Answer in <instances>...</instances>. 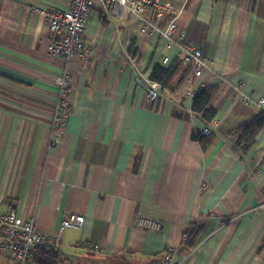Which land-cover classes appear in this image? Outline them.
Here are the masks:
<instances>
[{"label":"crops","instance_id":"1","mask_svg":"<svg viewBox=\"0 0 264 264\" xmlns=\"http://www.w3.org/2000/svg\"><path fill=\"white\" fill-rule=\"evenodd\" d=\"M69 3L0 0V211L35 218L39 231L58 237L62 264H162L170 249L178 264H264V128L243 157L225 134L247 118L237 107L259 109L243 105L236 86L264 97V0H190L177 23L210 58L209 69L181 82L183 64L154 106L128 71L136 33L123 26L110 35L94 9L86 53L69 65L65 134L51 146L63 67L49 55L44 12ZM145 41L139 37L138 51L150 76L164 53ZM170 55L171 63L180 58ZM214 84L216 125L190 113L188 97L190 88ZM210 126L215 138L203 150L193 133ZM70 214L83 215L84 225L59 233ZM138 215L162 221L161 230L137 227ZM194 222L191 245L185 233ZM0 264L17 262L0 254Z\"/></svg>","mask_w":264,"mask_h":264},{"label":"built area","instance_id":"2","mask_svg":"<svg viewBox=\"0 0 264 264\" xmlns=\"http://www.w3.org/2000/svg\"><path fill=\"white\" fill-rule=\"evenodd\" d=\"M249 1L255 3L259 0ZM189 2L190 0H70L67 8L44 12L51 33L49 55L63 67L61 74L56 78L58 93L56 107L52 113L51 146H57L65 134L71 107L69 65L86 53L84 34L93 10L97 9L104 15L110 35H118L123 26H128L132 29L131 33H136L138 38L131 44L132 52L129 48L128 71L143 91L144 103L154 106L163 89L159 83L146 75L141 66L138 51L140 36H145V46L154 50L155 55L161 56L164 53L161 58L163 65L171 64L170 53L176 50L182 62L191 66V71L186 77L188 83H192L194 78L202 77L209 69L210 58L188 38L186 29L177 23ZM235 91L245 106L264 108V97L256 98L246 94L242 85L236 86ZM194 94L195 90L190 88L188 97L193 98ZM189 112L191 113V109ZM216 123L214 119L211 121L212 125ZM202 133L211 135L213 129L211 126L206 127ZM229 139L230 137L227 138L228 141ZM84 223L83 215L70 214L63 218L59 233L69 228L79 229ZM162 225V221L151 217L138 215L136 218V226L142 229L159 231ZM43 245L48 249L57 250L60 241L58 237H49L39 231L35 218L25 219L15 210L0 211V254H12L17 264H31ZM85 246L90 250H101L99 244L87 242ZM162 264H178L171 249L165 255Z\"/></svg>","mask_w":264,"mask_h":264},{"label":"trees","instance_id":"3","mask_svg":"<svg viewBox=\"0 0 264 264\" xmlns=\"http://www.w3.org/2000/svg\"><path fill=\"white\" fill-rule=\"evenodd\" d=\"M102 18L104 16L102 15ZM108 25V24H107ZM133 45L130 47L132 52ZM137 51L135 52V54ZM182 59L174 60L170 65H163L161 62L156 63L151 74L150 79L159 83L163 90L174 89V82L176 76L180 73L183 67ZM191 66L185 65V69L181 82L190 73ZM179 84V83H178ZM177 85V84H176ZM220 89L219 84L206 85L200 87L192 98L191 113L200 117L205 123H210L218 113V107L212 104L214 97ZM244 105V104H243ZM236 112L240 115H246L247 118L236 124H230L228 132L225 134L230 137L229 143L233 151L243 157L244 154L250 152L257 142V137L264 128V110H245L243 107H237ZM235 136V137H233ZM215 138L214 134L206 135L202 131L196 130L193 133V139L198 141L203 150H206ZM264 191V188H263ZM198 228V229H197ZM199 234V224L192 223L187 229L186 241L194 245L195 239ZM43 247V246H42ZM47 248V247H46ZM41 248L39 254L35 258L38 264H62L57 250Z\"/></svg>","mask_w":264,"mask_h":264},{"label":"rangeland","instance_id":"4","mask_svg":"<svg viewBox=\"0 0 264 264\" xmlns=\"http://www.w3.org/2000/svg\"><path fill=\"white\" fill-rule=\"evenodd\" d=\"M228 130H229V128H228ZM17 262V261H16Z\"/></svg>","mask_w":264,"mask_h":264}]
</instances>
